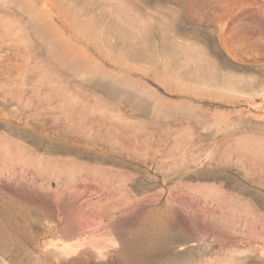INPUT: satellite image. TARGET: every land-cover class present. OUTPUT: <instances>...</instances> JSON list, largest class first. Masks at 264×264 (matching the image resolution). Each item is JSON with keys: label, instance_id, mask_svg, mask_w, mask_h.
Segmentation results:
<instances>
[{"label": "rangeland", "instance_id": "1", "mask_svg": "<svg viewBox=\"0 0 264 264\" xmlns=\"http://www.w3.org/2000/svg\"><path fill=\"white\" fill-rule=\"evenodd\" d=\"M0 264H264V0H0Z\"/></svg>", "mask_w": 264, "mask_h": 264}]
</instances>
